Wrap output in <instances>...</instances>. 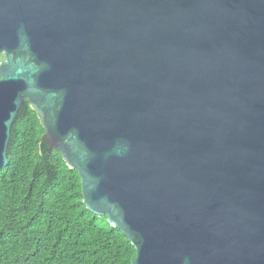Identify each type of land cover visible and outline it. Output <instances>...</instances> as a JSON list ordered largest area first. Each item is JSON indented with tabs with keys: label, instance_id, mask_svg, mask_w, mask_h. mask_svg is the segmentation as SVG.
Masks as SVG:
<instances>
[{
	"label": "water",
	"instance_id": "95a60500",
	"mask_svg": "<svg viewBox=\"0 0 264 264\" xmlns=\"http://www.w3.org/2000/svg\"><path fill=\"white\" fill-rule=\"evenodd\" d=\"M0 169L26 101L132 264H264V0H0Z\"/></svg>",
	"mask_w": 264,
	"mask_h": 264
},
{
	"label": "trees",
	"instance_id": "16d2710c",
	"mask_svg": "<svg viewBox=\"0 0 264 264\" xmlns=\"http://www.w3.org/2000/svg\"><path fill=\"white\" fill-rule=\"evenodd\" d=\"M0 169V264H132L136 248L88 209L77 169L49 149L28 101Z\"/></svg>",
	"mask_w": 264,
	"mask_h": 264
},
{
	"label": "rangeland",
	"instance_id": "374dc122",
	"mask_svg": "<svg viewBox=\"0 0 264 264\" xmlns=\"http://www.w3.org/2000/svg\"><path fill=\"white\" fill-rule=\"evenodd\" d=\"M3 58H4V57H3V55L1 54V55H0V60H2Z\"/></svg>",
	"mask_w": 264,
	"mask_h": 264
}]
</instances>
